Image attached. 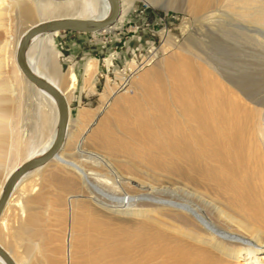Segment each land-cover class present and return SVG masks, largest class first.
I'll return each mask as SVG.
<instances>
[{
	"label": "bare ground",
	"instance_id": "bare-ground-1",
	"mask_svg": "<svg viewBox=\"0 0 264 264\" xmlns=\"http://www.w3.org/2000/svg\"><path fill=\"white\" fill-rule=\"evenodd\" d=\"M118 1L117 19L99 31L118 28L134 2ZM178 1L188 17L163 34L162 55L133 59L75 117L77 75L62 74L51 50L60 30L27 43L25 62L62 92L69 119L61 148L18 177L0 213L9 230L0 246L16 264H264V0ZM112 9L111 0H0V197L59 127L57 99L17 63L23 35ZM13 12L31 22L19 37Z\"/></svg>",
	"mask_w": 264,
	"mask_h": 264
},
{
	"label": "rangeland",
	"instance_id": "rangeland-1",
	"mask_svg": "<svg viewBox=\"0 0 264 264\" xmlns=\"http://www.w3.org/2000/svg\"><path fill=\"white\" fill-rule=\"evenodd\" d=\"M145 1L134 0L123 13L119 27L116 29L96 32L60 30L53 35L51 50L58 55L57 60L61 67V73L70 69L77 74L74 88L68 91L72 98L71 117L77 115L80 106L87 109L96 107L100 93L103 92L107 81L118 83L120 73L125 71L124 69L130 65L133 59L141 61L153 54L160 57L162 55L160 46L163 42L160 40H162L163 34L170 32L175 35L179 31L180 23L188 17V14L180 9L181 4L178 0H155L154 3L151 1V4ZM12 18L14 24L12 32L16 37H19L25 29L29 28L31 22L20 21L15 12L12 13ZM13 48L14 40L11 44V49ZM39 57L42 59L43 54H40ZM9 60L10 66H12L14 60L11 58ZM11 69L13 70V66ZM15 78L19 84L21 83L19 90L24 91L23 80L19 79L20 77L16 74ZM23 84L24 86H22ZM25 92L26 94L31 93L26 90ZM29 105L28 107L34 106L33 103ZM15 128L14 131L17 133L15 137L19 142L23 141L21 125ZM35 138H39L37 141H41L40 138H44V136ZM20 158L19 155L13 156L9 167L20 161ZM27 180L24 182L26 184L24 187H29L32 183V178ZM53 187L51 188L54 189L55 187ZM13 212L14 205H11L6 217V223L9 225L11 224L9 216H12ZM6 229L8 228L5 227L4 231L1 228L0 233L2 231V235L9 239V230L7 232Z\"/></svg>",
	"mask_w": 264,
	"mask_h": 264
},
{
	"label": "water",
	"instance_id": "water-1",
	"mask_svg": "<svg viewBox=\"0 0 264 264\" xmlns=\"http://www.w3.org/2000/svg\"><path fill=\"white\" fill-rule=\"evenodd\" d=\"M113 3V9L111 14L102 21H93V20H85V19H79V18H65V19H54L45 21L42 23H39L32 28H30L22 37L17 53V63L22 70V72L25 74V76L31 80L33 83H35L37 86L47 90L52 95L55 96L57 99L58 105H59V127H58V133L57 138L52 145V147L44 154V156L40 158H34L32 160H29L25 163H23L8 179V182L5 186V189L0 197V213L2 212L4 205L7 201V198L9 196V193L11 191V188L15 181L18 179V177L31 167H34L44 160L49 159L52 157L55 152H57L65 139V132L68 125V119H69V107L67 104V101L65 99V96L62 94V92L52 85L51 83L47 82L43 78L39 77L37 74L33 72V70L27 65V63L24 60V53L27 46V43L31 39V37L37 33H42L45 31H54V30H75L80 32H93V31H99L103 29L105 26L113 23L118 15H119V1L118 0H111ZM0 255L8 262V264H16L13 258L0 246Z\"/></svg>",
	"mask_w": 264,
	"mask_h": 264
},
{
	"label": "crops",
	"instance_id": "crops-1",
	"mask_svg": "<svg viewBox=\"0 0 264 264\" xmlns=\"http://www.w3.org/2000/svg\"><path fill=\"white\" fill-rule=\"evenodd\" d=\"M70 67H71V66H70ZM70 67H69V68H70ZM73 71H74V70H73ZM66 72H67V71H66ZM74 72H75V71H74ZM75 73H76V72H75ZM76 75H77V74H76ZM64 79H65V78H64ZM64 81H65V80H64ZM63 84H65V82H63ZM71 99H72V98H70V106H71ZM80 99H81V98H80Z\"/></svg>",
	"mask_w": 264,
	"mask_h": 264
}]
</instances>
